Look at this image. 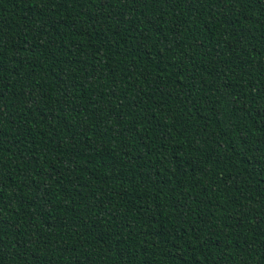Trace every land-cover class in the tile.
Segmentation results:
<instances>
[{"label": "trees", "instance_id": "obj_1", "mask_svg": "<svg viewBox=\"0 0 264 264\" xmlns=\"http://www.w3.org/2000/svg\"><path fill=\"white\" fill-rule=\"evenodd\" d=\"M0 264H264V0H0Z\"/></svg>", "mask_w": 264, "mask_h": 264}]
</instances>
